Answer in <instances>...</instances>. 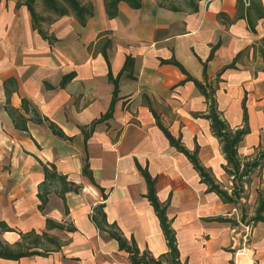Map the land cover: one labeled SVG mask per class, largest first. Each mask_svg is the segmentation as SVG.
<instances>
[{
  "label": "crops",
  "instance_id": "0c3cea01",
  "mask_svg": "<svg viewBox=\"0 0 264 264\" xmlns=\"http://www.w3.org/2000/svg\"><path fill=\"white\" fill-rule=\"evenodd\" d=\"M161 1L141 0L139 8L120 1L118 14L110 18L104 1L92 0L93 15L85 24L65 14L45 26L55 37L49 42L33 27L23 0H0V220L22 231L42 232L46 216L74 227L48 231L63 240L59 249L17 260L0 258V264H132L91 218L98 204H104L107 221L126 239L134 238L140 251L155 258L167 252L139 166L155 178L182 263L264 264V222L243 223L240 202H223L209 191L155 121L156 114L186 149H196L201 164L226 188L225 176H232L224 169L226 160L210 120L203 116L207 99L177 65L161 60L176 59L202 82L206 62L217 109L233 127L242 124L245 100L249 132L237 151L242 159H252L264 148V17L252 31L237 14V0H197L194 10L177 3V10L169 9ZM107 38L109 46L104 45ZM127 56L131 60L118 79L112 115L92 124L113 98L109 67L117 76ZM233 60V67L217 75ZM10 78L7 103L5 80ZM22 98L29 102L28 112ZM7 105L27 118V130L15 127ZM32 109L42 122L32 119ZM49 121L67 138L55 135ZM85 160L95 183L82 172ZM41 162L54 164L80 185L63 199L54 184L45 213L38 209L37 197L44 176ZM256 196L247 214H253ZM1 235L9 243L19 239L16 231Z\"/></svg>",
  "mask_w": 264,
  "mask_h": 264
},
{
  "label": "trees",
  "instance_id": "16d2710c",
  "mask_svg": "<svg viewBox=\"0 0 264 264\" xmlns=\"http://www.w3.org/2000/svg\"><path fill=\"white\" fill-rule=\"evenodd\" d=\"M68 6L59 4L57 0H46L50 7L57 12L58 16L65 15L69 13V9L73 11V15L79 20L81 24H85L86 20L93 15V4L91 2H82L79 0H64ZM105 11L110 18L115 17L118 14V3L124 1L132 8H139L141 6V0H103ZM187 7L191 9L197 8V0H186ZM237 14L240 17H245L249 27L252 31H255V25L258 19L264 17V6L262 0H237ZM247 2V4L245 3ZM23 3L28 8L33 27L38 31L42 38L52 42L55 40L53 35H49L47 31L40 24L41 17L36 11L35 0H23ZM179 4L177 0H162L161 6L167 7L169 9L177 10L178 7L175 4ZM51 22V21H50ZM106 33V32H104ZM111 44V39H106L105 46ZM215 47V46H214ZM214 47L211 50L208 58L213 56ZM103 55L106 59V62L109 65L108 56L103 51ZM131 58L126 57L123 67L117 76H113L109 67L108 78L112 81L114 85L113 89V98L110 103V106L105 114H103L99 119L94 120L92 124L96 122L105 120L112 115L114 102L118 92V79L122 71H124L128 63H130ZM163 62H168L177 65L184 73H186V80L192 81L199 91L205 96L208 102V112L203 114L204 117L210 120V127L213 135L219 140L221 151L224 154L226 165L224 166L225 171L232 176L231 187L225 188L220 183H218L213 174L208 168L201 164L198 156L197 150L189 151L184 147L180 138H175L170 131L164 126L159 117L155 114V121L158 127L162 130L166 138L169 140L170 144L173 145L177 150L184 153L187 158L191 161L194 168L197 170L201 177V181L207 184L208 190L215 192L223 202L238 204L241 208V221L246 224H255L258 221L264 222V189H257V196L255 200V207L253 214L247 217V204L243 202L242 199L247 197V191L245 185L248 184L251 180V174L255 170H262L264 167V148L259 150L257 155L252 159H242L238 155L237 146L239 142L243 139L244 135L249 132L248 127V117H247V106L245 100L242 102L243 107V119L241 126L233 127L231 126L226 119L221 116V113L217 109V104L215 100V90L216 86L213 83H208L206 78V62H203V77L204 82L192 77L187 73L185 68L174 58L161 60ZM234 66V60L228 65H225L220 72L226 68H231ZM72 75L64 76L62 78V84H64ZM13 78L5 80V91L7 94V103L9 98V93L6 84L13 82ZM29 102L22 98V108L25 112L30 110ZM7 110L12 117L15 127L21 130H27L26 121L27 118L19 111L13 109L7 105ZM33 111L32 119L36 122H42L43 118L39 117L36 112ZM48 126L51 131L62 138H67L63 131L58 128L53 122L49 121ZM87 135L85 134V138ZM43 168V180L38 184L37 197L39 199L38 209L45 213L46 204L48 202V195L53 191L52 187L54 184L59 185L60 189L58 190L59 195L64 199V194L69 191L77 192L80 188V185L67 179V175L60 173L54 164L52 163H42ZM146 184L147 192L146 197L150 201L151 205L154 208V211L159 219V223L163 234L165 236L168 251L161 254L159 257L155 258L147 250L140 251L136 245L134 238L130 240L126 239L116 224L109 223L106 218V213L104 212V204H98L93 208L91 213V218L97 225L100 230H104L108 233V236L112 239H115L118 243V247L121 250H124L129 255V260L132 264H186L182 263L179 260V250L177 247V240L175 230L171 226V220L166 213V203L161 202L155 192V178L151 176L146 168L139 166ZM82 172L86 175L93 183L95 180L93 178L92 172L89 168L87 160L84 161ZM57 191V190H56ZM67 212V208H65ZM232 221L230 219H227ZM235 223V222H234ZM45 230L42 232H37L34 229L28 231H22L10 227L5 221L0 220V232L3 231H16L19 234V239L9 243L0 239V258L5 259H14L17 260L24 256L30 255H44L52 250L59 249L63 244V240L57 235L51 234L48 231L54 228L65 229L72 231L74 227L72 225H65L64 222H58L52 218L45 217Z\"/></svg>",
  "mask_w": 264,
  "mask_h": 264
},
{
  "label": "rangeland",
  "instance_id": "374dc122",
  "mask_svg": "<svg viewBox=\"0 0 264 264\" xmlns=\"http://www.w3.org/2000/svg\"><path fill=\"white\" fill-rule=\"evenodd\" d=\"M59 2V4H62V5H65V6H68V4L64 1V0H57ZM79 1H82V2H92V0H79ZM179 1V4L183 7H187V1L186 0H177ZM35 8H36V11L37 13L39 14V16L41 17V21H40V24L41 26L44 28L45 26H47L50 21H53L55 20V18L58 16L57 12L54 11L53 8L50 7V4H48L46 2V0H35ZM68 14H73V11L71 9H69V13ZM229 122H233L231 120H229ZM232 178H227L226 180V176H225V183H223L227 188H230L231 187V183H229V181H231ZM252 180V178H251ZM251 180H250V183L246 184L248 186L245 187L246 188V191H247V194L246 196H249V199L247 201L246 197L242 200L244 202L247 203V206H248V210H251V207L253 206V201H254V198H255V193L257 194V189L258 188H262L264 189V173L263 171H258V173H256L254 175V178L252 180V183H251ZM3 187V184L0 180V188ZM248 198V197H247ZM248 212V211H247ZM249 213V212H248ZM250 216V214H247V217H246V220L248 219V217ZM2 232H0V239L5 241L3 238H2Z\"/></svg>",
  "mask_w": 264,
  "mask_h": 264
},
{
  "label": "built area",
  "instance_id": "2783aa9c",
  "mask_svg": "<svg viewBox=\"0 0 264 264\" xmlns=\"http://www.w3.org/2000/svg\"><path fill=\"white\" fill-rule=\"evenodd\" d=\"M242 250V248L240 250H237L236 253H241L240 251Z\"/></svg>",
  "mask_w": 264,
  "mask_h": 264
},
{
  "label": "bare ground",
  "instance_id": "6f19581e",
  "mask_svg": "<svg viewBox=\"0 0 264 264\" xmlns=\"http://www.w3.org/2000/svg\"><path fill=\"white\" fill-rule=\"evenodd\" d=\"M247 258H250V257L247 256ZM242 259H243V258H242ZM246 261H247V260H246ZM242 262H243V261H242ZM243 264H244V262H243ZM250 264H251V263H250Z\"/></svg>",
  "mask_w": 264,
  "mask_h": 264
}]
</instances>
